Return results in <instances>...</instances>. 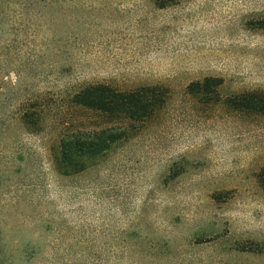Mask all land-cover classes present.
Returning a JSON list of instances; mask_svg holds the SVG:
<instances>
[{
	"label": "rangeland",
	"instance_id": "rangeland-1",
	"mask_svg": "<svg viewBox=\"0 0 264 264\" xmlns=\"http://www.w3.org/2000/svg\"><path fill=\"white\" fill-rule=\"evenodd\" d=\"M159 3L0 0V264H264V115L186 90L264 91V0ZM98 82L168 98L110 122L72 102ZM130 124L57 171L61 139Z\"/></svg>",
	"mask_w": 264,
	"mask_h": 264
},
{
	"label": "trees",
	"instance_id": "trees-1",
	"mask_svg": "<svg viewBox=\"0 0 264 264\" xmlns=\"http://www.w3.org/2000/svg\"><path fill=\"white\" fill-rule=\"evenodd\" d=\"M164 6L173 0H158ZM264 28V17L261 19ZM221 82L207 77L203 81L188 84L187 93L205 100L213 97L219 103L234 112L233 114L264 115V91L247 90L222 97L219 92ZM168 90L158 84L139 85L130 89H119L111 84L98 82L79 88L72 97L75 105L82 106L103 115L108 121L129 119L134 123H145L165 105ZM202 101V100H201ZM128 127L105 126L85 134L71 135L61 139L59 154L54 165L62 174L79 171L80 164L105 156L110 145L121 138L128 137L134 130ZM83 162V163H82ZM258 179L264 187V166L258 172Z\"/></svg>",
	"mask_w": 264,
	"mask_h": 264
}]
</instances>
